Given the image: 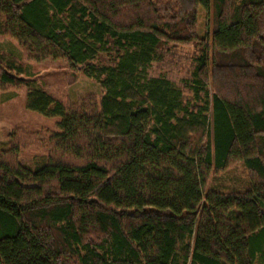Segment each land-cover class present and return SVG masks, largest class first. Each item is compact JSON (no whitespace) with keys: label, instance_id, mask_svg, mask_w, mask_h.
Listing matches in <instances>:
<instances>
[{"label":"trees","instance_id":"trees-1","mask_svg":"<svg viewBox=\"0 0 264 264\" xmlns=\"http://www.w3.org/2000/svg\"><path fill=\"white\" fill-rule=\"evenodd\" d=\"M0 35L24 53L0 52V89L58 119L40 163L15 162L21 126L0 151V264H264V0H0ZM171 41L198 49L189 98L148 73ZM45 59L98 103L37 84L25 62Z\"/></svg>","mask_w":264,"mask_h":264},{"label":"rangeland","instance_id":"rangeland-1","mask_svg":"<svg viewBox=\"0 0 264 264\" xmlns=\"http://www.w3.org/2000/svg\"><path fill=\"white\" fill-rule=\"evenodd\" d=\"M207 16V12L200 8L197 26L200 36H205L208 32ZM9 51L23 58L24 53L18 42L8 35H0V52ZM197 54L198 49L193 46L172 41L163 43L157 48L155 60L149 66L148 73L151 76H165L189 98L192 93L185 86V82L192 75ZM99 59L101 63H111V59L104 52L100 54ZM25 66L27 71L33 74L37 84L66 104L92 106L101 98L100 84L80 71L71 70L64 60L27 61ZM26 92L23 87L0 89V151L8 147L10 136L16 134V128L21 126L24 134L19 136H22V141L25 139V143L21 153L15 157V162L36 165L43 157L48 156L50 148L46 139L47 132L56 129L58 119L27 109ZM19 142L22 143L20 140ZM239 177H246V173L240 164H235L226 172H211L208 184L215 186L221 181L231 184Z\"/></svg>","mask_w":264,"mask_h":264}]
</instances>
